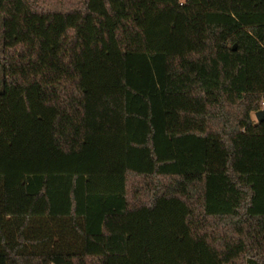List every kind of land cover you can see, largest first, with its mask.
Here are the masks:
<instances>
[{"label":"trees","instance_id":"1","mask_svg":"<svg viewBox=\"0 0 264 264\" xmlns=\"http://www.w3.org/2000/svg\"><path fill=\"white\" fill-rule=\"evenodd\" d=\"M262 101L264 0H0V264H264Z\"/></svg>","mask_w":264,"mask_h":264},{"label":"water","instance_id":"2","mask_svg":"<svg viewBox=\"0 0 264 264\" xmlns=\"http://www.w3.org/2000/svg\"><path fill=\"white\" fill-rule=\"evenodd\" d=\"M234 48V47H233ZM264 118V108L255 112V119L261 121Z\"/></svg>","mask_w":264,"mask_h":264},{"label":"rangeland","instance_id":"3","mask_svg":"<svg viewBox=\"0 0 264 264\" xmlns=\"http://www.w3.org/2000/svg\"><path fill=\"white\" fill-rule=\"evenodd\" d=\"M253 119L256 120L255 117H254V115H253Z\"/></svg>","mask_w":264,"mask_h":264},{"label":"built area","instance_id":"4","mask_svg":"<svg viewBox=\"0 0 264 264\" xmlns=\"http://www.w3.org/2000/svg\"><path fill=\"white\" fill-rule=\"evenodd\" d=\"M262 104L264 105V101H262Z\"/></svg>","mask_w":264,"mask_h":264}]
</instances>
